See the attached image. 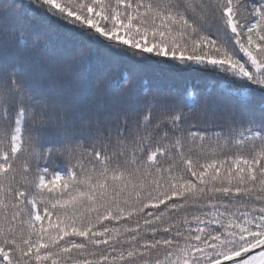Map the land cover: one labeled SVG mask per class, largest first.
Segmentation results:
<instances>
[{"label": "snow or ice", "instance_id": "6c2138e0", "mask_svg": "<svg viewBox=\"0 0 264 264\" xmlns=\"http://www.w3.org/2000/svg\"><path fill=\"white\" fill-rule=\"evenodd\" d=\"M0 264H264V0H0Z\"/></svg>", "mask_w": 264, "mask_h": 264}, {"label": "trees", "instance_id": "16d2710c", "mask_svg": "<svg viewBox=\"0 0 264 264\" xmlns=\"http://www.w3.org/2000/svg\"><path fill=\"white\" fill-rule=\"evenodd\" d=\"M41 31L46 33V38L50 41L49 51L53 56L61 57L70 51H75L74 47L69 48V45L74 42L70 41L64 34V29H57L54 22L52 27L41 25ZM27 68L30 75L37 81L44 83L50 81L51 78L43 61L29 60L27 62ZM132 68L133 65L130 61L125 60L113 65L108 63L103 55L97 53L91 57L90 70H84L83 76H77L76 79L81 85L87 101L89 103H98L101 97L107 100L109 93L106 90L97 92V79L102 77L105 72L109 73L113 79H119L125 72L132 71ZM136 71L139 76L164 87L170 86L176 89H183L189 84L193 87L202 86V84L198 83L203 79L202 76L171 65L146 63L137 67Z\"/></svg>", "mask_w": 264, "mask_h": 264}]
</instances>
